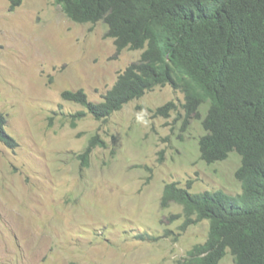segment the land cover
Returning a JSON list of instances; mask_svg holds the SVG:
<instances>
[{"label": "rangeland", "instance_id": "1", "mask_svg": "<svg viewBox=\"0 0 264 264\" xmlns=\"http://www.w3.org/2000/svg\"><path fill=\"white\" fill-rule=\"evenodd\" d=\"M107 32L103 22H73L56 0H0V112L18 143L0 141V264H186L210 222L184 229L183 207L161 206L165 186L243 192L238 153L201 159L202 121L187 117L185 94L171 85L107 120L75 121L86 109L63 92L84 90L100 103L143 53L116 56ZM168 104L176 109L160 115ZM95 136L104 145L86 166L80 155Z\"/></svg>", "mask_w": 264, "mask_h": 264}, {"label": "trees", "instance_id": "2", "mask_svg": "<svg viewBox=\"0 0 264 264\" xmlns=\"http://www.w3.org/2000/svg\"><path fill=\"white\" fill-rule=\"evenodd\" d=\"M56 1L75 23H105L116 56L143 51L100 103L84 90L63 92L64 100L86 109L75 121L88 114L107 120L155 87L171 85L185 94L187 117L202 121L201 159L212 165L234 152L241 158L235 176L243 192L236 197L192 193L191 181L186 188L165 186L161 206L181 205L184 229L210 222L208 240L188 253L186 264H220L228 253L235 264H264V0ZM175 109L168 104L158 111L168 116ZM7 125L0 112V141L15 149ZM99 145L104 144L96 136L89 141L80 155L84 165Z\"/></svg>", "mask_w": 264, "mask_h": 264}]
</instances>
